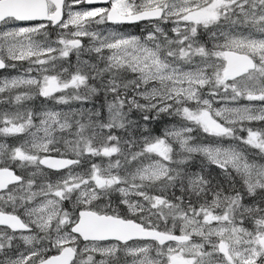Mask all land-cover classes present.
Segmentation results:
<instances>
[{
  "label": "snow or ice",
  "instance_id": "obj_1",
  "mask_svg": "<svg viewBox=\"0 0 264 264\" xmlns=\"http://www.w3.org/2000/svg\"><path fill=\"white\" fill-rule=\"evenodd\" d=\"M20 22L0 264H264V0H0Z\"/></svg>",
  "mask_w": 264,
  "mask_h": 264
},
{
  "label": "rangeland",
  "instance_id": "obj_2",
  "mask_svg": "<svg viewBox=\"0 0 264 264\" xmlns=\"http://www.w3.org/2000/svg\"><path fill=\"white\" fill-rule=\"evenodd\" d=\"M75 7L76 8H80V7H89V6L80 5V6H75ZM92 7H102V6L94 5ZM66 18L67 17H65V19ZM16 26H25V25H11V24H9V25H0V31L7 30V28H9V27H16ZM144 26H145L144 24L143 25L139 24V27L133 26V27L126 28V29L125 28H120V31L129 32V33H132V34H140V29L144 28ZM170 26L171 25H167L166 27H170ZM101 27L103 28L105 26H101ZM106 27L111 29L112 25L108 24ZM93 30H95V29H93ZM50 31H51L52 37L55 38L56 31H58V30L50 29ZM84 43L85 44L88 43V38H84ZM71 61L73 63L75 62V56L74 55L71 57ZM27 66H28L27 62H24L23 67H18L15 70L12 69V68H8L6 70H4V69L1 70L0 71V80H3L4 78H10L12 76L19 75L21 72H23V69L26 68ZM129 78H131V77H129ZM14 94L15 93H12V95H14ZM8 96H9L8 93L0 94V101H6ZM53 103L54 102H51V101H44L42 98H36L33 101L28 102L26 106L27 107H33V108H36V109H42L43 107H53ZM73 106L75 107L77 105H73ZM215 106L216 107H220L221 105L220 104H216ZM15 110L16 109H15L14 105L6 103V102H0V112H9V113H11V112H13ZM165 121H167L169 123H175L174 120L169 121L167 119V120H163L160 125H154L155 128H158V131H157L156 134H159L160 130L165 126ZM253 124H254V127L256 126V128H264V122H261V123L254 122ZM193 135H198V133H193ZM242 135H246V133H242ZM200 140H205V137L200 136ZM0 142H5V138L4 137H0ZM6 142L9 143V144H16V143L19 142V138H15L14 142H12V141L9 142V140L7 139ZM262 162H264V161H262ZM213 171H218V170L217 169H213ZM53 178H55V177H53ZM176 194L179 195V192L177 191ZM113 199L115 201V197ZM65 207H67V205H65ZM2 258L3 257H0V259H2Z\"/></svg>",
  "mask_w": 264,
  "mask_h": 264
},
{
  "label": "trees",
  "instance_id": "obj_3",
  "mask_svg": "<svg viewBox=\"0 0 264 264\" xmlns=\"http://www.w3.org/2000/svg\"><path fill=\"white\" fill-rule=\"evenodd\" d=\"M143 25V24H142ZM168 118L167 117H165L163 120H167ZM247 126H250V127H252V128H256V126L254 127V124L252 123V124H250V125H247ZM242 134V133H241ZM8 140H9V142H14L15 141V138H13V137H9V138H7ZM197 159H199V158H197ZM215 169V168H214Z\"/></svg>",
  "mask_w": 264,
  "mask_h": 264
},
{
  "label": "flooded vegetation",
  "instance_id": "obj_4",
  "mask_svg": "<svg viewBox=\"0 0 264 264\" xmlns=\"http://www.w3.org/2000/svg\"><path fill=\"white\" fill-rule=\"evenodd\" d=\"M84 6H87V5H84ZM17 25H25L23 22H20V23H18ZM126 27V26H125ZM157 131H158V129H157ZM178 234V233H177ZM50 254H54V253H50Z\"/></svg>",
  "mask_w": 264,
  "mask_h": 264
},
{
  "label": "bare ground",
  "instance_id": "obj_5",
  "mask_svg": "<svg viewBox=\"0 0 264 264\" xmlns=\"http://www.w3.org/2000/svg\"><path fill=\"white\" fill-rule=\"evenodd\" d=\"M153 127H154V125H153ZM156 129H158V128H156Z\"/></svg>",
  "mask_w": 264,
  "mask_h": 264
},
{
  "label": "water",
  "instance_id": "obj_6",
  "mask_svg": "<svg viewBox=\"0 0 264 264\" xmlns=\"http://www.w3.org/2000/svg\"><path fill=\"white\" fill-rule=\"evenodd\" d=\"M0 70H2V69H0Z\"/></svg>",
  "mask_w": 264,
  "mask_h": 264
}]
</instances>
